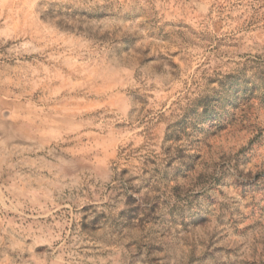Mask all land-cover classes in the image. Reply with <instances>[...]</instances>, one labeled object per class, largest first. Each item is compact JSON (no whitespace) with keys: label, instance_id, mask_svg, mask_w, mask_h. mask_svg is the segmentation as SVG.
Masks as SVG:
<instances>
[{"label":"rangeland","instance_id":"obj_1","mask_svg":"<svg viewBox=\"0 0 264 264\" xmlns=\"http://www.w3.org/2000/svg\"><path fill=\"white\" fill-rule=\"evenodd\" d=\"M0 264H264V0H0Z\"/></svg>","mask_w":264,"mask_h":264}]
</instances>
